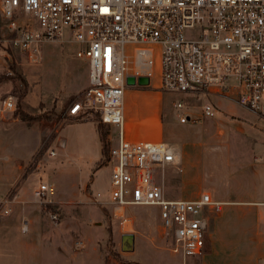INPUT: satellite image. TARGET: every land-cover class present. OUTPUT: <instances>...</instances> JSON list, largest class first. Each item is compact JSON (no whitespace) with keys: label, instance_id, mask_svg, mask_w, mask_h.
<instances>
[{"label":"rangeland","instance_id":"rangeland-1","mask_svg":"<svg viewBox=\"0 0 264 264\" xmlns=\"http://www.w3.org/2000/svg\"><path fill=\"white\" fill-rule=\"evenodd\" d=\"M34 49L36 62L19 50L7 49L0 54V102L12 95L16 106L36 117L29 123L21 122L13 116L15 109L0 122V156L4 157L0 161V224L27 240V261L23 264L181 262L157 208H129L126 216L131 217V224L122 227L112 219L110 206L101 203L111 196L108 160L117 130L103 125L92 111L78 120L67 116L69 105L82 101L87 90V62L75 57L78 44L50 41ZM123 50L132 55L130 45ZM155 56L158 62L157 52ZM158 71L156 64L154 72ZM19 79L26 84L21 100L18 96L23 84ZM155 82L156 76L150 85ZM176 97L181 99V95ZM176 97H167L170 111ZM202 102L216 107L213 118L179 124L174 116L167 125L165 143L174 150L182 172L166 169L164 190L167 199H193L207 193L214 201L226 204L221 213L208 214L203 255L188 257L186 262L263 264L264 122L229 100L213 96L191 100L194 106ZM148 107L146 96L126 91L124 108L129 115L142 118ZM97 124L109 142L105 157L101 155ZM40 184L54 187L53 204L41 206V200L34 197ZM22 186L24 200L14 201ZM5 200L10 201L9 215L2 214ZM50 212L58 214L56 223L50 220ZM22 216L28 220L27 234L19 229ZM124 234L134 235L130 252L120 249Z\"/></svg>","mask_w":264,"mask_h":264},{"label":"built area","instance_id":"built-area-1","mask_svg":"<svg viewBox=\"0 0 264 264\" xmlns=\"http://www.w3.org/2000/svg\"><path fill=\"white\" fill-rule=\"evenodd\" d=\"M50 41L78 44L75 57L87 62L84 99L72 102L67 116L92 111L117 130L108 160L111 196L101 202L110 206L112 219L128 227L129 208L155 207L181 256L178 264L202 256L208 214L221 213L226 203L207 193L166 198L165 170L182 168L169 144L126 139L125 80L145 76L150 84L156 76L161 92L181 95L172 102L179 124L213 118L215 106L191 103L208 96L235 102L264 122V0H0V54L19 50L36 62L34 46ZM125 45L132 47L131 56L124 54ZM15 106L12 95L1 100L0 122ZM33 195L46 207L55 189L40 184ZM4 202L2 214L9 215L10 201ZM48 216L56 223L57 213ZM20 230L28 231L24 216Z\"/></svg>","mask_w":264,"mask_h":264},{"label":"crops","instance_id":"crops-1","mask_svg":"<svg viewBox=\"0 0 264 264\" xmlns=\"http://www.w3.org/2000/svg\"><path fill=\"white\" fill-rule=\"evenodd\" d=\"M86 74H87V69H86ZM126 91L127 94L133 95L139 93L148 98L149 107L147 112L142 115V118H138V117L136 118L132 116V114L129 115L126 109L124 108V97ZM168 96H169L168 94H165L159 90L158 82H155V84L153 85L149 84L146 87H140L134 85V86H127L125 88L123 95V117H124L125 137L128 141L130 142H166L167 141V137H168L166 134V131L168 130L167 125L169 122H171V120L174 119V114L172 110L170 111V109L167 107ZM84 114L85 113H82L78 117H75L74 120H78L79 118H84L83 117ZM3 159L4 157L2 158L0 156V161L1 160L3 161ZM167 169H173V168L169 167ZM15 178L10 182L9 185L14 183ZM23 189L24 187L22 186L18 190V192L14 196V201L19 202L24 200ZM19 229H20V225H19ZM258 233L260 234V232ZM15 234L11 229H9V227H4L1 226L0 224V264H23L24 262L27 261V240L22 239L21 237H19V235L17 236Z\"/></svg>","mask_w":264,"mask_h":264},{"label":"trees","instance_id":"trees-1","mask_svg":"<svg viewBox=\"0 0 264 264\" xmlns=\"http://www.w3.org/2000/svg\"><path fill=\"white\" fill-rule=\"evenodd\" d=\"M2 77H0V79H1ZM21 82H22V84H23V89H22V91H21V93H20V95L18 96V98H19V100H21V99H23V97H24V95H25V93H26V84L21 80V79H19ZM15 109H16V111H15V113H14V118H16L17 120H20L21 122H25V123H29L31 120H33L34 118H36V117H34V116H31V115H29V114H27L26 112H24V111H22L21 109H20V107L19 106H15ZM101 122V121H100ZM102 123V122H101ZM103 125H107V126H109L108 124H104V123H102ZM96 130H97V134H98V139H99V143H100V146H101V155L103 156V157H105L106 156V154H107V151H108V148H109V142L107 141V139H106V135L105 134H103V132H102V129H101V125L100 124H97L96 125ZM44 139L42 138V141H43ZM40 153V151H38L37 152V154L36 155H38ZM27 176V170L24 172V174H23V178H25ZM19 185H18V183H17V185L14 187V189L12 190V192H11V195L13 196L14 195V192H15V189L18 187ZM11 196V197H12Z\"/></svg>","mask_w":264,"mask_h":264},{"label":"water","instance_id":"water-1","mask_svg":"<svg viewBox=\"0 0 264 264\" xmlns=\"http://www.w3.org/2000/svg\"><path fill=\"white\" fill-rule=\"evenodd\" d=\"M126 84L127 86H140V87H146L149 85V79L145 76L140 77H133V76H127L126 77ZM133 244H134V235L132 234H124L121 236L120 239V249L123 252H130L133 250Z\"/></svg>","mask_w":264,"mask_h":264}]
</instances>
